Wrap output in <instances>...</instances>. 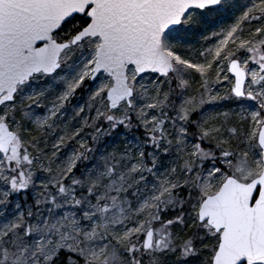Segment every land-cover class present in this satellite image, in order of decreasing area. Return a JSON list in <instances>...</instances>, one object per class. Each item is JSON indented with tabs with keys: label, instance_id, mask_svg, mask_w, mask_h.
Returning <instances> with one entry per match:
<instances>
[{
	"label": "snow or ice",
	"instance_id": "obj_1",
	"mask_svg": "<svg viewBox=\"0 0 264 264\" xmlns=\"http://www.w3.org/2000/svg\"><path fill=\"white\" fill-rule=\"evenodd\" d=\"M189 260L264 264V0H0V264Z\"/></svg>",
	"mask_w": 264,
	"mask_h": 264
},
{
	"label": "rangeland",
	"instance_id": "obj_2",
	"mask_svg": "<svg viewBox=\"0 0 264 264\" xmlns=\"http://www.w3.org/2000/svg\"><path fill=\"white\" fill-rule=\"evenodd\" d=\"M235 3H242L243 0H234ZM238 14V13H236ZM234 13L231 11V9L229 8V11L227 13H221L220 17H216V16H209L208 17V21L209 23H205L202 25H197L195 26L196 28L199 29V31L196 30H190L189 32L184 34V40L183 43L186 45H191V47L193 49H196L197 51L199 50V48L203 45V46H207L206 44H203V37L207 35V32L210 31H214L215 29L222 27V26H226L228 24H230L232 22V20L234 19ZM251 23V24H250ZM253 24L257 25L256 21L253 22H249L245 24V29H247L248 27H253ZM244 35L247 36L248 32L245 31ZM209 43L213 42L212 40L208 41ZM196 88V83L193 82L192 84V90H195ZM189 94H191V91L189 92ZM227 102L221 103L219 101L217 102H213L212 104H209L205 107V110L208 112H216V111H220L222 108H226V107H230V105H226ZM254 103V102H253ZM85 131H88L87 129H85ZM142 129L138 130V129H124L123 125L122 128L120 130H115L114 132H112L111 134H108L106 139H105V143L108 144L109 146L112 145H116L119 147H122L124 145L125 140H132L133 137L137 136V135H142ZM188 264H192L190 263V261H188Z\"/></svg>",
	"mask_w": 264,
	"mask_h": 264
},
{
	"label": "trees",
	"instance_id": "obj_3",
	"mask_svg": "<svg viewBox=\"0 0 264 264\" xmlns=\"http://www.w3.org/2000/svg\"><path fill=\"white\" fill-rule=\"evenodd\" d=\"M250 24H251V23H250ZM255 26H256V25H255V24H253V27H255ZM226 105H228V106H229L230 104L227 102V103H226ZM121 128H122V125H121V126H119V128H118L117 130H120ZM117 130H116V131H117ZM189 261H190V263H192V261H191V260H189Z\"/></svg>",
	"mask_w": 264,
	"mask_h": 264
}]
</instances>
